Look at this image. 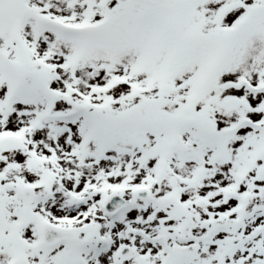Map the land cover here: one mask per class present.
I'll list each match as a JSON object with an SVG mask.
<instances>
[{
  "label": "snow or ice",
  "instance_id": "1",
  "mask_svg": "<svg viewBox=\"0 0 264 264\" xmlns=\"http://www.w3.org/2000/svg\"><path fill=\"white\" fill-rule=\"evenodd\" d=\"M0 264H264V0H0Z\"/></svg>",
  "mask_w": 264,
  "mask_h": 264
}]
</instances>
